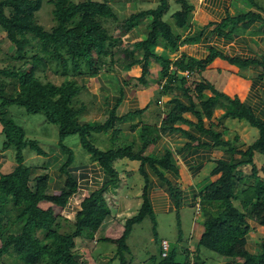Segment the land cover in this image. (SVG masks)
<instances>
[{"label": "trees", "instance_id": "16d2710c", "mask_svg": "<svg viewBox=\"0 0 264 264\" xmlns=\"http://www.w3.org/2000/svg\"><path fill=\"white\" fill-rule=\"evenodd\" d=\"M171 3L178 5V8L170 13L169 19H165ZM43 4L49 6L45 13L53 22L50 27H45L38 20ZM192 10L193 5L189 0H156L155 6L118 21L106 1L0 0V37L4 36L6 42L15 47V54L6 57L8 63L0 66V133L4 137L0 156L6 149H13L15 164L10 172H0V190L6 195L0 206V261L2 257H7L10 259L9 264H91L86 256L80 255H84V252L74 249L76 239L93 237L110 224L111 209L104 192L109 186L119 182L114 161L126 158L139 161V173L144 181L142 204L137 214L125 219L123 231L117 238L105 237L104 234L98 237L116 244L119 264H126L123 252L129 250L127 238L133 226L146 216L155 225V212L147 193L149 177L143 170L145 166L150 167L165 182L175 200L176 212L181 209V194L165 176L166 171L177 172L170 150L164 148L161 154L144 153V150L163 134L178 130L175 123L183 120L182 113L185 111L197 115L199 120L196 126L200 130L218 138L219 133L214 134L211 128L205 129L200 119L203 115L210 117L217 103L213 95L205 94L209 90L212 94L224 97L230 105L237 108L236 113H230V116L244 120L256 128L257 137L241 147L228 145L231 155H237L238 158L231 163L218 161L212 171L218 177L199 191L197 208L205 216L202 229L195 234V246L189 248L184 244L177 249V244L167 241L168 249L162 256L160 241L158 254L150 256L151 264H206L209 257L202 252V248L225 258L240 260L237 263L226 261L223 264H264V235L256 248L247 242L246 237L252 224L264 227V168L258 170L255 163L257 153L260 154L258 158L264 161V120L257 118L251 108L237 97L232 99L219 93L209 83H198L195 87L196 95L189 93L192 91L190 86L185 85L186 78L180 75L181 72L190 74L195 66L204 67L218 56L217 52L211 50L204 60L196 63L193 60L187 63L182 59L174 61L175 70L169 73L167 70L171 64L170 59L164 51H156L157 46L169 52L177 50L183 41L177 30L188 26ZM145 17L148 18V32L143 38L133 42L130 48L117 47L119 37L108 27V20L113 21L112 23L118 21V27L125 32ZM257 19L262 20L260 15L249 12L239 15L233 22L235 25L244 21L243 26L246 27ZM224 59L240 67L255 63L262 68L261 77H264V59L243 61L230 56ZM120 60L121 65L127 68L140 65V74L134 77L135 87L146 83L150 63H158L161 75L166 76L160 93L173 94V84L177 82L179 90L188 99V104H184L177 96L168 98L165 103L170 104L171 108L159 126L139 125V146L135 145V140L124 142L120 137L123 121L133 112L117 114V103L108 110L105 119L87 121L84 120L86 103L79 98L82 86L78 77L110 73L114 71V64ZM53 62L55 67L50 68ZM49 70L59 78L58 83L54 81L55 77L47 78ZM12 105L22 107L29 114L42 113L49 123L57 127L56 143L52 145L54 148L48 146L47 152L43 147L46 145L44 141L26 135L24 128L11 116L9 107ZM138 112H142V109L134 111ZM99 132H110L111 148L103 150L93 145L91 137L93 133ZM70 136L78 137L81 147L91 160L100 165L105 176V181L99 188L81 199L72 217L55 213L52 208L53 205L64 207L68 195H57L49 191V174L45 172L47 161L28 165L23 154L25 149H29L37 156L41 155L39 157H47L58 146L64 157L59 171L65 172L75 160L74 151L64 143V139ZM243 165H249L250 169L249 174L245 175L250 180L246 184L238 178ZM61 220L67 224L62 231ZM179 239L181 237L178 236V241ZM108 257L104 254L97 258L106 260L101 264H109L115 255Z\"/></svg>", "mask_w": 264, "mask_h": 264}, {"label": "crops", "instance_id": "0c3cea01", "mask_svg": "<svg viewBox=\"0 0 264 264\" xmlns=\"http://www.w3.org/2000/svg\"><path fill=\"white\" fill-rule=\"evenodd\" d=\"M111 1L117 4L114 9H123V19L132 13L145 9L146 7L143 4L150 2L148 0ZM189 1L193 5V10L188 26L185 29L177 30L181 33L183 39L177 50L169 52L161 46L156 47L158 53L164 51L163 53L171 61L167 71L173 73V69L175 70L173 62L179 59H182L185 63L190 60L196 63L204 60L211 50L217 52L218 56L204 67L198 68V66H195L193 68L195 70L190 74L186 71L181 72L180 75L186 78L185 85L190 86L192 91L189 93L194 96V93L196 95L195 87L198 83H209L217 92L226 96L230 95L228 97L232 99L237 97L251 108L257 118L264 120V77H261L262 68L255 63L240 67L224 59L227 56L238 57L243 61L264 59V1ZM249 12L260 15L262 20L257 19L246 27L243 26L244 21L234 25L233 20L236 17ZM146 23L147 20L141 18L129 30L125 31L124 36L127 37V46H131L133 42L142 39L148 32ZM204 63L202 62V64ZM140 70L141 67L137 64L128 68L121 66L120 73H117L116 70L107 76L100 73L92 77H82V81L79 82L82 86V92L88 97L84 120L101 121L107 117L108 110L119 103L117 114L122 115L127 112H133L130 117L123 121L120 137L124 142H133L135 140L136 146L141 144L138 136L139 125L159 126L167 111L171 108L170 104L165 103L168 98L177 96L181 102L188 104V99L179 90L177 82L173 84L175 87L173 92H171L173 94L167 93L164 95L160 93L161 87L166 81V76L161 75V67L156 62L150 63V72L146 76V83L135 87L134 77L139 76ZM54 81L58 83L59 78L54 79ZM229 89H231V94H229ZM205 94L213 95L217 103L214 105L210 117L203 115L200 119H202L205 129L211 128L210 130L214 134L219 133L218 138L213 134L200 130L196 126L199 120L197 115L191 111H185L182 113L183 120L175 123L178 130L163 134L155 143L149 144L144 150V153L152 152L155 154H161L164 148L170 150L177 172L169 170L165 172V176L176 187V190L180 192L181 200L179 206L181 208L184 206L195 207L199 191H201L198 187L201 185L203 188L218 177V174L212 173L218 161L231 163L235 158H238L237 155H231L228 145L241 147L249 144L241 135L248 129L245 123H240L241 127L238 130L227 129L226 123L228 119L239 120L234 116H230V113L233 115L236 113L237 108L230 105L219 94H212L209 90H206ZM137 109H142V112L134 113ZM92 112L99 113V116L92 117ZM209 123H211V126ZM92 139H95V141H92ZM218 140L220 143H216ZM91 141L94 146L103 150L112 147L110 132L93 133ZM0 158V172H10L15 164L9 161L10 159L7 157ZM45 160L47 161L45 172L49 174V191L57 195L65 193L68 195L65 206L59 207V212L63 216L72 217L81 199L88 195L90 191L99 188L105 181L100 165L96 161L91 160L87 152H85L84 159L75 158L65 172L59 171V167L64 162V157L58 147H55V150L51 151L45 157ZM128 160L121 158L114 161V167L119 175V182L116 184L115 192L111 193V195L114 197L117 194L119 205L116 208L109 207L111 212H114L113 215L111 213L112 216L115 213L124 215L127 211L134 212L135 210L136 214L142 204L141 194L144 181L141 183L136 178L138 177L136 176L137 174L140 175L139 161L130 160L137 162L134 165L126 162ZM1 168L3 169L1 170ZM143 170L149 177L147 193L153 211L155 213L174 211L176 203L165 182L150 167L145 166ZM130 176L132 182H130ZM139 184L140 186H138ZM195 210L198 213L196 212L195 214L194 212L196 223L192 225L191 234H196L202 229L205 216L201 209L197 208ZM104 236L109 237L106 234Z\"/></svg>", "mask_w": 264, "mask_h": 264}, {"label": "rangeland", "instance_id": "374dc122", "mask_svg": "<svg viewBox=\"0 0 264 264\" xmlns=\"http://www.w3.org/2000/svg\"><path fill=\"white\" fill-rule=\"evenodd\" d=\"M72 1L77 2L79 0H72ZM97 1H106L107 5H109L110 9L116 16L117 20L120 21L123 19L122 18L123 9L122 10L114 9L115 8L114 6L117 5L114 3V1H111V0H97ZM148 1L150 2L143 4V6L146 7L145 9H148L156 5V2H155L156 0H148ZM177 8H178V5L171 3V9L164 16V18L169 19L170 13H172ZM47 9H49V6L47 4H43L42 9L39 12L38 20L42 22V24H44L45 27H50L53 24V22L50 20L49 16H46L45 11ZM144 19L148 21L147 18H144ZM118 21L116 23H112L113 21L109 22L108 20L107 22L108 27L114 33L115 36L119 37V41L116 42L117 47L130 48V45L127 46L128 42H127V37L124 36L125 32L123 31L122 28L118 27ZM3 37L4 36L0 37V45H1L0 66H3L8 63L9 60L6 58L8 55L10 56V55L15 54L14 45H11L8 42H6L7 41L6 38H3ZM32 43H35V41H33ZM121 63H122V60L114 64V71L116 70L117 73H120L121 66H123L121 65ZM54 67L55 66L53 62L50 68H54ZM114 71H112V73ZM105 74L107 76L108 74H111V71L110 73L103 72L101 75L105 76ZM54 75L55 73L49 70L47 78L53 79ZM77 79H78V82L82 81V77H78ZM228 91H229V94H231V89H229ZM227 96H230V95H227ZM99 97L101 98L100 94H99ZM79 98L85 103L87 102V99H88V97L83 92L79 94ZM9 111L11 113L13 120L24 128V131L27 136L37 137L41 139L42 141H44L46 145L43 147L47 152L49 151V149L47 150L48 146H51L52 148H54L52 145L56 143L55 139L57 138L56 137L57 127L53 125L52 123H49L46 120L44 114L42 113L29 114L25 112V110L22 107H19L17 105L10 106ZM98 114L99 113L92 112L91 116L92 117L99 116ZM240 123H243V124L245 123L247 125L246 127L249 129L241 133L243 139H245L249 143L252 142L257 137V129L248 125L244 120L228 119L226 126L228 130L229 129L238 130L241 127ZM0 130H1V124H0ZM3 141H4L3 134L0 133V149L2 147ZM92 141H95V139H92ZM237 142L240 143L239 141ZM64 143L67 146L71 147V149L74 151L75 158L79 160L84 159L86 150L83 149L81 145L79 144V140L77 136H70V137L65 138ZM23 154L25 158V163L28 165H34V164L46 162L45 157L38 158L36 154H34V152L29 149H25L23 151ZM259 155L260 154L257 153V156L255 157V163L257 164L258 170H261L262 168H264V161L258 158ZM38 156H41V155H38ZM0 157L2 158L7 157L10 159L9 161L14 163V150L11 148L6 149ZM126 162H129L134 165L137 164V162H132L130 160ZM248 167L249 165H243V168L241 169L242 172L239 173L238 175L239 181L245 184L250 181L249 179H247V176H245L246 174H249L250 172V169H248ZM2 169L3 168H1V170ZM136 176H138L136 177L137 180L142 183L143 182L142 177L138 174ZM129 179H130V182H132L131 176L129 177ZM138 186H140V184ZM116 187L117 185L109 186L108 190L104 192L105 200L107 202L108 207L110 208H116L119 205L117 201V194L114 197L111 195V193L115 192ZM199 188L200 190H203L201 185L198 187V189ZM109 190L111 191L109 192ZM5 199H6V195L4 191L0 190V206H1V203ZM197 207H198V203L196 202L194 208L184 206L178 210V213L176 212V210L168 212V213H162V212L155 213V217H156L155 225L156 226L152 223L151 219L148 216H146L141 222L135 224L133 226L131 234L127 238V245L129 246V250L127 251L124 250L123 252L124 257L126 258V264H151L150 256L158 254V250H159L158 247H159L160 241L163 238H166V240L169 243H172L173 245L177 244L176 245L177 249H179V245L182 246L184 244H187L186 246L189 248L190 247L193 248L195 246L197 235L195 236V233H194L193 234L195 236L194 237L191 234V228H192L193 223H196L194 220L195 219L194 212L196 214L197 210L195 209H197ZM52 208L53 210L56 211L55 213H60L59 206L53 205ZM135 211L134 212L127 211L124 215H122V213H119V214L115 213L114 216H112L114 212H111L112 219L110 221V224H108L105 229L97 232L93 237L84 236L82 238H77L76 246L74 249L84 252V255L83 254H80V255L83 257L86 256L91 264H101L102 262L106 261L105 259L97 258L99 255H104V254L108 255L109 257H111L112 255H115V258L112 261H110L109 264H119V258L116 253L117 251L116 244L100 240L98 239V237L100 234H104V235L106 234L110 238H117L123 231V228H124L123 225H124L125 219L131 217V215L133 216L135 214ZM61 221H62V226H61L60 231L64 230L67 227V224L63 220ZM197 223L199 222L197 221ZM252 225H253L251 226L252 229L247 234L246 237H247V242L252 247L256 248L257 243L260 241L262 235H264V227L254 226V224ZM153 226H155V229H154L155 232L153 231ZM180 233L181 235H179ZM178 236L181 237L179 241H178ZM202 252H204L209 257L206 260L207 261L206 264H223L226 261L228 262L231 261V263H237L240 261L238 258H235V259L225 258L213 251H210L204 248H202ZM9 261H10L9 258L2 257L0 264H9Z\"/></svg>", "mask_w": 264, "mask_h": 264}, {"label": "built area", "instance_id": "2783aa9c", "mask_svg": "<svg viewBox=\"0 0 264 264\" xmlns=\"http://www.w3.org/2000/svg\"><path fill=\"white\" fill-rule=\"evenodd\" d=\"M168 249V242L165 239L161 240V255L164 256L166 254V251Z\"/></svg>", "mask_w": 264, "mask_h": 264}]
</instances>
